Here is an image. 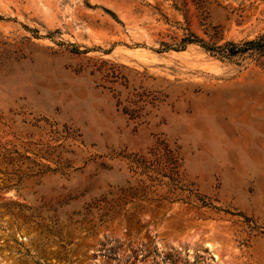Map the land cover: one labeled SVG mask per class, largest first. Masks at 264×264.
<instances>
[{
    "label": "rangeland",
    "instance_id": "obj_1",
    "mask_svg": "<svg viewBox=\"0 0 264 264\" xmlns=\"http://www.w3.org/2000/svg\"><path fill=\"white\" fill-rule=\"evenodd\" d=\"M185 28L264 44V0H0V264H264V46ZM163 147L206 205L98 220Z\"/></svg>",
    "mask_w": 264,
    "mask_h": 264
},
{
    "label": "trees",
    "instance_id": "obj_2",
    "mask_svg": "<svg viewBox=\"0 0 264 264\" xmlns=\"http://www.w3.org/2000/svg\"><path fill=\"white\" fill-rule=\"evenodd\" d=\"M184 33L179 40L173 44H167L162 42L164 48L173 47L175 49H182L188 43H198L206 51L215 52L220 56H230L238 51H242L248 46H264L261 40H247L240 43L231 41H225L222 44L215 45L212 41L211 44L203 42L197 38L193 33L184 29ZM213 38V36H211ZM264 40V38H261ZM261 44V45H260ZM163 158L165 164L160 166L158 156L156 158L145 162L143 158H131L130 162L135 163L136 166H141L142 170L137 173L135 169L129 165L128 169L137 176L143 175L144 177L137 178L134 182L126 180V185L123 187H117L114 190H108L102 194L95 202V210L97 212V219L100 220L108 216L111 212L120 209L123 205L133 202L135 200H147V201H183V202H195L198 201L197 206H205L206 203L202 198L194 191L189 189L180 183L179 174L177 173V163L171 150L163 147ZM148 170L152 171L154 176L148 173ZM131 175V176H133ZM160 177H166L168 183L162 182ZM161 185H166L167 188L161 190Z\"/></svg>",
    "mask_w": 264,
    "mask_h": 264
}]
</instances>
